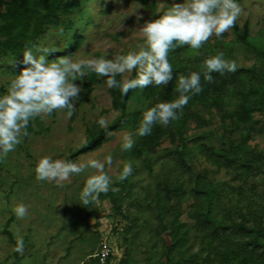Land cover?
I'll list each match as a JSON object with an SVG mask.
<instances>
[{"label":"rangeland","instance_id":"obj_1","mask_svg":"<svg viewBox=\"0 0 264 264\" xmlns=\"http://www.w3.org/2000/svg\"><path fill=\"white\" fill-rule=\"evenodd\" d=\"M78 1L73 12L62 15L59 25L47 26L34 45L73 47L79 31L84 39L71 53L74 59L105 52L112 59L138 51L145 42L138 29L145 21L166 6L185 2L151 0L152 8L139 0ZM236 2L242 12L235 24L241 30L246 21L249 24L246 41L232 27L220 38L210 37L200 49H186L174 57L184 73L202 71L203 61L218 51L236 62L223 111L210 100L192 102L182 127L176 126V120L166 127L156 124L150 135L139 137L135 131L142 112L156 101L140 89L128 102L126 117L133 123L115 131L99 148L70 157L93 123L100 117L111 123L119 114L104 84L107 78L100 77L88 92L83 77L74 81L82 91L71 117L65 109L34 120L29 137L0 160V264H231L238 258L246 264H264V114L256 108L245 122L230 116L240 102L239 86L249 92L252 105L264 103V0ZM22 60L23 54L0 57V96L10 78L25 67ZM125 133H133L130 150L122 147ZM109 154L113 164L105 171L118 191L110 190L87 206L81 204L79 194L91 169L61 184L35 178L37 161L44 156L103 161ZM226 155L252 160L261 169L242 180L235 167L217 163ZM124 162L132 163L133 173L120 182ZM208 184L218 189L214 223L202 225L197 209L205 206L206 199L195 187ZM19 203L29 206L24 219L13 212ZM7 229L15 240L17 232L23 237L22 255L13 251L15 243ZM103 241L112 249L106 263L98 257Z\"/></svg>","mask_w":264,"mask_h":264},{"label":"clouds","instance_id":"obj_2","mask_svg":"<svg viewBox=\"0 0 264 264\" xmlns=\"http://www.w3.org/2000/svg\"><path fill=\"white\" fill-rule=\"evenodd\" d=\"M164 6L161 4L162 8ZM241 12L242 8L236 0H185L182 4L173 3L166 6L158 19L145 21L138 29L145 40L138 51H129L112 59H107L105 52L93 58L77 55L74 59V54H69L48 60L50 54L58 52L56 47L26 44L21 62L25 67L10 78L6 93L0 96V160L6 159L23 142V137L29 135L27 128L30 121L65 109L71 117L82 91L74 81L94 73L98 78L106 77L104 84L108 88L119 89L121 96H127L130 90H143L149 85H167L173 80V66L168 59L170 51L185 45L193 50L200 49L213 35L220 38L234 27ZM137 19L141 17L137 16ZM224 57V52L218 51L203 61L205 82H214V72L223 75L237 71L236 62ZM11 63L14 64V61ZM133 70L136 72L135 78H128L125 74ZM117 75L123 79L117 81ZM176 80L174 91L178 97L144 110L135 135H150L156 124L166 127L178 120L191 97L203 91L201 72L179 74ZM97 123L105 129L106 135L113 134L108 131L109 122L105 117H100ZM133 146V133H125L123 150H130ZM112 164L110 154L103 161L95 158L74 161L44 156L37 161L34 171L37 181L61 184L69 181L72 175L91 169L79 194L81 204L87 206L97 202L102 193L118 191L111 187L112 178L105 171V166L111 168ZM132 173V163L124 162L118 180L123 182ZM28 207L23 203L16 204L13 208L16 218L24 219L28 215ZM24 248V239L17 232L13 251L22 255Z\"/></svg>","mask_w":264,"mask_h":264},{"label":"trees","instance_id":"obj_3","mask_svg":"<svg viewBox=\"0 0 264 264\" xmlns=\"http://www.w3.org/2000/svg\"><path fill=\"white\" fill-rule=\"evenodd\" d=\"M139 1L146 7H155V3L151 0ZM78 5V0H0V57L7 56L9 54H23L26 44L34 45L37 38L45 33L47 26L59 25L62 23V15L71 14ZM162 14L163 12L157 13L153 20L158 19ZM72 25V22L69 21L68 26L71 27ZM234 29L240 39L244 41L248 39L249 24L247 21L244 23L242 30L236 24ZM83 39V34L77 31L73 37V47H66L62 50H58V52L50 54V58L55 59L58 56L71 54L75 49L79 48ZM186 49H190V47L187 45L177 47L169 53L168 59L173 66V80L171 82L167 85L161 86L149 85L142 90V93L146 97H156V101L153 106L160 102H170L178 97V93L174 91L177 83L176 77L179 74L188 75L190 71L188 73H184L175 63L174 57ZM199 72H201V84L203 91L198 95L192 96L188 104L184 106L182 115L175 121L177 127L183 126L186 114L190 113L188 105L192 102H206L210 100L218 107V109H220V111H223V96L228 93V88L230 87L228 84H230L231 78L236 77L235 72H226L223 75L214 72L212 73L214 82L207 83L203 80L202 71ZM135 75L136 72L133 70L128 78H135ZM116 79L117 81H121L122 76L117 75ZM99 80L100 78H98L94 73H88L85 76L84 83L86 90L91 92ZM138 90L140 89L130 90L127 96H121L119 89L110 88V93L113 97V107L118 110L119 114L114 121L108 124V131L114 133L115 131L133 123V120L127 118L126 115L128 113V102ZM238 90L240 93V102L238 107L230 116H236V120L245 122L252 118V111L256 108L262 110L264 114V103L260 104L258 107L254 106L251 104L249 92L245 90L243 86H239ZM37 119L38 117L34 120ZM34 120L30 121L27 128L29 134L32 131ZM110 136L111 135L105 134V129L101 128L97 122L93 123L88 128L87 135L83 143L71 153L70 157H76L80 154L99 148ZM28 137L29 135L25 138L27 139ZM220 156L224 155L218 153V157ZM217 163L235 167L239 170L238 174L242 180H245L248 176L261 169V165L259 163L254 164L252 160L237 159L227 155L224 159L217 158ZM195 188L198 194L204 196L206 199L205 206L201 209H197V212L199 213V215H197L198 222L202 225H206L207 223L213 224V203L218 189L213 184H208L205 187L196 185ZM110 192L111 191L109 190L106 194L102 193L101 196H107ZM6 231L13 242L16 243L12 231L9 229ZM230 258H232L231 255ZM208 260H211V257H208ZM231 264H246V262L243 261V258H238L236 262L232 261Z\"/></svg>","mask_w":264,"mask_h":264},{"label":"built area","instance_id":"obj_4","mask_svg":"<svg viewBox=\"0 0 264 264\" xmlns=\"http://www.w3.org/2000/svg\"><path fill=\"white\" fill-rule=\"evenodd\" d=\"M112 253V249L110 244L107 241L101 242L99 249H98V257L103 262L106 263L110 258Z\"/></svg>","mask_w":264,"mask_h":264}]
</instances>
